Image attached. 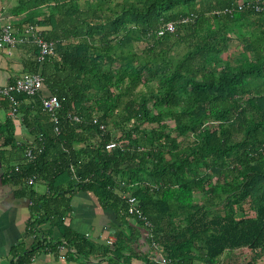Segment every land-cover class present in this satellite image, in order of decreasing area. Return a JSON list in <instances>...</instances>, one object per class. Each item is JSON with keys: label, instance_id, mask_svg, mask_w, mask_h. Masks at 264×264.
<instances>
[{"label": "trees", "instance_id": "trees-1", "mask_svg": "<svg viewBox=\"0 0 264 264\" xmlns=\"http://www.w3.org/2000/svg\"><path fill=\"white\" fill-rule=\"evenodd\" d=\"M239 1L18 0L13 26L41 28L56 51L41 61L32 40L17 46L27 50L25 72L45 84L19 96L32 141L15 139L14 118L0 125L11 147L0 150L3 181L30 200L26 237L34 238L33 250H11V264L31 263L47 223L63 237L50 248L95 251L67 224L79 191L121 218H133L121 196L137 197L151 228L135 220L167 264H221L238 249L253 252L251 264L264 260V13L228 12ZM170 22L175 33L159 36ZM235 41L241 51L228 58ZM44 96L61 102L57 121ZM111 142L119 146L108 150ZM35 183L48 192L39 195Z\"/></svg>", "mask_w": 264, "mask_h": 264}, {"label": "crops", "instance_id": "crops-1", "mask_svg": "<svg viewBox=\"0 0 264 264\" xmlns=\"http://www.w3.org/2000/svg\"><path fill=\"white\" fill-rule=\"evenodd\" d=\"M8 2L0 0V5ZM6 18L7 21L2 22L0 17V30L10 23L9 21H14L15 16L10 14ZM27 56V50L20 47H6L0 50V85L4 86L11 80L27 74L24 68ZM25 104L22 105L23 114H29L31 109ZM10 118V108L0 101V125L3 126ZM18 118L19 120L14 118V137L18 142L29 143L33 138L22 124V114ZM4 141L5 135H0V150H10V146H4ZM5 167L3 160H0V264H11V250L20 244L27 250H33L34 238L26 237L31 219L30 200L27 197H16V189L4 183ZM33 188L39 195L48 192L44 183H35ZM67 224L74 233L84 236L88 243L94 245L95 251L79 255L76 249L70 250L65 244L57 250L50 248L48 243L63 240V237L59 228H51L47 223L42 227L46 237L42 245L34 251L30 264H164L166 260L164 249L160 246L156 249L150 244L147 229L138 225L133 218H121L113 210L104 209L92 192L76 193L72 199V211ZM118 234L122 236L120 241ZM110 240L114 242L112 245L119 247V251H114L115 246L108 243Z\"/></svg>", "mask_w": 264, "mask_h": 264}, {"label": "built area", "instance_id": "built-area-1", "mask_svg": "<svg viewBox=\"0 0 264 264\" xmlns=\"http://www.w3.org/2000/svg\"><path fill=\"white\" fill-rule=\"evenodd\" d=\"M245 9L253 10L257 13H264V0H249L247 2L240 0L239 3L231 10H228V12L233 13L235 10L244 11ZM188 20L189 19L187 18L183 20V22L186 23ZM175 30V24L170 22L161 27L158 35L164 36L167 33L174 34ZM29 40H32L38 46L40 53L39 60L41 61H44L46 58L52 56L56 51V43L46 40L41 35V29L38 27L28 26L21 34L19 30L13 26V24L8 23L0 30V50L5 49L6 47L16 48L18 45L24 44ZM44 88V79L40 74L27 73L4 86L0 85V100L9 101L10 116L12 118H18L21 107L19 96L27 95L34 97L41 93ZM42 105L43 110L50 113L53 116L54 121H57L55 114L61 108V102L59 99L56 96H44L42 98ZM76 120L78 119L76 118ZM95 123H97V120H95ZM100 128L105 130V125H101ZM118 146V142H111L106 148L111 150L117 148ZM27 155L29 158H32L31 149L28 150ZM30 184H33V181H30ZM121 197L127 203L128 214L134 219L142 220L146 227L151 228V223L145 217L138 198L132 194H124ZM149 236L151 238V234H149ZM108 243L112 245L114 242L110 240ZM62 246L59 247L61 248ZM153 247L157 249L159 248V245L154 243ZM163 263L167 264V261L165 260Z\"/></svg>", "mask_w": 264, "mask_h": 264}, {"label": "rangeland", "instance_id": "rangeland-1", "mask_svg": "<svg viewBox=\"0 0 264 264\" xmlns=\"http://www.w3.org/2000/svg\"><path fill=\"white\" fill-rule=\"evenodd\" d=\"M7 1H9V2L6 3V4H1L0 5V17L3 19L2 22H6L7 21L6 17L9 16L10 14H12L11 10L9 11V9L11 7L17 5V3H18V0H7ZM6 10H8L9 13L6 12ZM17 19L18 18L15 17V19H13V20L15 21ZM14 21H9V22L12 23ZM145 48H146V44L141 42V43L136 45L135 52H137L138 54L142 55V52H143V50ZM240 51H241L240 43L238 41H235L231 45V49H230V53H229L228 58H235V57L237 58L238 57L237 55L240 53ZM144 91H145V89H144L143 86H140L137 89V92H144ZM170 125L173 127L174 123L172 121H170ZM150 126H152V125H150ZM147 127H149V125ZM181 140H183L185 142V145H188L190 142H192V137L189 140H188V138L187 139L182 138ZM216 180H217V178L213 179L214 182ZM202 200H204L203 199V193H201V192L196 193V201H197V203H200V202L202 203ZM245 208H246V210L250 211L249 210V204ZM250 214H252L251 211H250ZM253 257H254V254H253V252L251 250H249V249H238V250H235L234 252H230V253H227L226 255L222 256L221 259H220V263L221 264H225V263L228 262L229 264H251V263H253ZM254 264H264V260L263 259H259Z\"/></svg>", "mask_w": 264, "mask_h": 264}]
</instances>
